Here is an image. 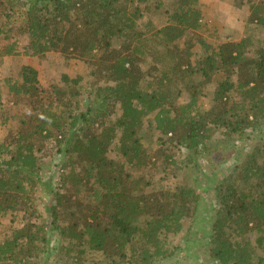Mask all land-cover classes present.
<instances>
[{
    "label": "trees",
    "instance_id": "obj_1",
    "mask_svg": "<svg viewBox=\"0 0 264 264\" xmlns=\"http://www.w3.org/2000/svg\"><path fill=\"white\" fill-rule=\"evenodd\" d=\"M142 2L146 0L137 3ZM239 3L249 6L247 24L264 32V0ZM198 5L199 0H174L168 9L163 3L154 5L167 21L146 41L136 25L141 10L133 0H0V40H10L16 17L27 38L23 54L16 41L3 46L1 54L38 57L71 52L76 59L87 60L106 84L95 88L99 101L95 97L92 102L98 107L89 116L90 108L85 112L76 103L79 79L63 75L65 88L52 91L53 103L63 107L59 111L45 102L33 67L23 66L20 81L8 82L7 94L27 102L38 116L28 133L19 130L0 140V218L11 215L21 223L1 236L0 264L49 259V229L61 241L55 257L59 264H82L80 255L92 252L101 256L97 264H158L169 259L173 252L167 248L168 237L179 234L182 222L194 216L201 195L195 185L155 190L142 176L128 174L126 168L140 171L154 158L143 147L144 121L153 123L158 142L176 143L194 157H207L217 131L236 138L228 146L232 152L228 156L238 162L244 153V161L225 177L211 179L215 210L206 237V264H260L248 237L256 235V248L264 245V144L250 141L259 128L264 129V44L249 57L248 39L217 48L200 41L202 57L193 63L192 39L184 37L202 28ZM154 39L173 58L169 69L173 75L180 79L196 75L201 81L180 87L169 73L159 71L155 89L150 85L146 89L140 65L150 55L148 41ZM116 43L125 52L115 49ZM213 78L220 81L212 105L202 110L198 97ZM180 94L188 97L185 104L178 105ZM234 94L241 100L233 99ZM110 102L113 109L119 106L120 116L98 123L108 114ZM6 118L0 90V122ZM50 138L55 142L54 155L65 161L54 166V175L39 179L44 162L35 146ZM246 142L250 144L244 147ZM111 147L120 161L108 158ZM85 186L90 194L83 204L76 195ZM38 191L49 197L47 224L40 222L35 207Z\"/></svg>",
    "mask_w": 264,
    "mask_h": 264
},
{
    "label": "rangeland",
    "instance_id": "obj_2",
    "mask_svg": "<svg viewBox=\"0 0 264 264\" xmlns=\"http://www.w3.org/2000/svg\"><path fill=\"white\" fill-rule=\"evenodd\" d=\"M173 1L174 0H146V3H137L138 0H133L134 6L138 4L141 10V15L140 18L137 19L136 25L140 33H143L146 41L148 38L154 37V32L159 30L162 26H165L167 21V17L164 16L162 11H154V5L163 3L164 8L168 9ZM199 2L200 5H198V7L202 13L199 24L202 25V28L194 32H188V37H184V41L192 39L191 52L193 53V63L202 57V49L199 44L200 41H204L208 47L217 48V46L221 44L238 43L242 39H248L246 52L249 57L253 56L259 44H264V32L259 28L247 24L250 15L249 6L245 4L239 6V0H199ZM18 18L19 17H16L17 22L13 26L16 28L10 33V40H0V51L3 46L16 41L18 43V52L23 54L27 38L22 35L20 33L21 30L18 29L21 21ZM154 40L157 41H148L147 48L150 55H147L145 62L140 65L141 71L144 72V84L146 85V89H149L150 86L152 90L155 89L153 82L157 79L159 71L169 73V77L172 81L176 82L175 84L180 87L184 84L195 85L201 81L196 75L188 78L181 77L182 79L173 75V73L169 71L174 62L173 58L167 56L163 51L162 47L159 45V39ZM146 41L144 42V46ZM113 47L118 49L121 53L125 52L124 46L120 43H116ZM23 66L33 67L37 70L39 87L45 92L43 95L47 98L45 102L52 103V111H59L63 108L53 103L55 97L52 95V91H54L55 87H64L63 82H61V77L63 75H67L70 79H79L77 92H79L80 96L76 100L77 106L85 112L90 108L88 112L89 116L93 115L96 111L98 103L95 101L93 103L92 101L95 97L97 101H99V99L94 90L97 87H106V84L103 82L104 79H102V76L95 72V69L89 65L87 60L76 59L72 56L71 52L65 55L60 52H51L38 57L25 55L4 56L0 53V90L2 94L3 113L7 116L6 119H3L5 120L4 122H0V140L19 130L28 133L34 125L33 120L38 116L30 112V107H28L27 102H23V100H14L7 94L8 82L11 84L20 81V70ZM152 69H156V72L154 70V72H150ZM93 72L95 76H92ZM218 80L219 78H213L210 84L202 89L201 96L198 97V108L202 110L210 109ZM173 87L174 85H171V90L174 89ZM67 90L71 92L73 88L67 86ZM87 98L90 99L89 104L85 102ZM233 99L240 101L241 97L234 94ZM187 101L188 97L183 94H180L177 100L178 105L185 104ZM111 104L112 102L108 104L107 108V113L109 115L107 114L105 117L98 119V123L107 121L114 122L120 116L121 112L119 106L115 105L113 109L111 108ZM94 128H97V125H95ZM222 133V130H220L213 134L209 142L210 147L207 157H194L190 156L183 147L176 143L169 144L167 141L164 143L158 142L160 136L155 130L153 123L149 124L148 121H144L141 130L143 147L145 152L154 158H151V163L147 168L140 171L126 168L128 174L133 177L142 176L155 190H174L178 186L195 185L201 195L194 216L182 222V231L179 234L168 237L167 248L171 249V252H173L172 255L169 259L161 261L158 264H206V261H208L205 243L214 214V194L211 185L212 176H215V178L225 177L233 166L242 163L245 157V154L242 153L238 158L239 161L233 162V159L228 156L232 154V152L228 150V146H230V142L235 141L236 138H227L226 136H222ZM242 139H244V137ZM250 141L251 145L257 143L264 144V129L259 128L254 138ZM44 142V144L35 146V152L39 150L37 151V155L42 158L44 162L41 164L44 168L42 176L39 179H45L48 176L54 175V166L57 165L58 162L65 161L64 158L54 155L55 150L52 148L55 142L52 138ZM249 144V142H246L243 146L247 147ZM107 156L113 161L121 160V157L116 153L113 147L109 149ZM53 157H55L54 160ZM226 159L229 160L228 162L226 161L227 165L225 164ZM219 160L224 162L219 163ZM49 162L52 163L50 164ZM49 165L51 166L49 167ZM176 166L177 169L175 168ZM225 169L229 170L223 173ZM194 179H196L197 182L194 181ZM88 189H90V187H82L76 195L77 199L83 204L87 202V195L90 194ZM34 197L37 199V205L35 207L37 214L40 216L39 220L47 224L49 219L46 215L45 207L46 204L49 205V197L47 198L45 195H41L40 191H38ZM39 220L36 221L37 224H39ZM20 226L21 223L11 215L0 218V238L8 232L10 228H19ZM53 232L49 229L47 234L48 248H50V250L52 249V253L49 255V259H44V256L37 259V264H59L56 262L55 257L57 256L56 252L61 241L58 243L56 232ZM255 237L256 235L252 234L248 239L255 248V259L257 257L261 260L260 264H264V245L262 248H256ZM100 259L101 256L99 253L92 252L80 255L82 264H97Z\"/></svg>",
    "mask_w": 264,
    "mask_h": 264
}]
</instances>
